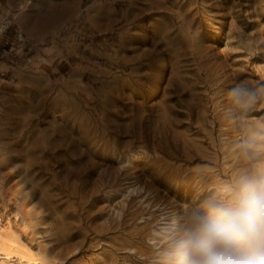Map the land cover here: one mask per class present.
Segmentation results:
<instances>
[{"label":"rangeland","instance_id":"374dc122","mask_svg":"<svg viewBox=\"0 0 264 264\" xmlns=\"http://www.w3.org/2000/svg\"><path fill=\"white\" fill-rule=\"evenodd\" d=\"M264 0H0V264H162L264 173Z\"/></svg>","mask_w":264,"mask_h":264},{"label":"clouds","instance_id":"9594fccd","mask_svg":"<svg viewBox=\"0 0 264 264\" xmlns=\"http://www.w3.org/2000/svg\"><path fill=\"white\" fill-rule=\"evenodd\" d=\"M264 96V87L237 85L232 102L247 107ZM222 198L207 201L172 241L162 264H264V173L242 175Z\"/></svg>","mask_w":264,"mask_h":264}]
</instances>
